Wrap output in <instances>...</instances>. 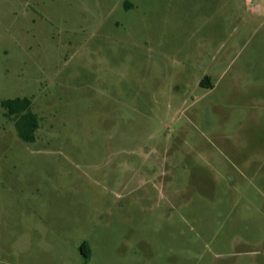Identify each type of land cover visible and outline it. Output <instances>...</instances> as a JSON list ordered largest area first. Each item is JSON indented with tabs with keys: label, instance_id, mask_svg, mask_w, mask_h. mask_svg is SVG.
I'll use <instances>...</instances> for the list:
<instances>
[{
	"label": "rangeland",
	"instance_id": "1",
	"mask_svg": "<svg viewBox=\"0 0 264 264\" xmlns=\"http://www.w3.org/2000/svg\"><path fill=\"white\" fill-rule=\"evenodd\" d=\"M251 1L0 0V264H264Z\"/></svg>",
	"mask_w": 264,
	"mask_h": 264
},
{
	"label": "trees",
	"instance_id": "2",
	"mask_svg": "<svg viewBox=\"0 0 264 264\" xmlns=\"http://www.w3.org/2000/svg\"><path fill=\"white\" fill-rule=\"evenodd\" d=\"M200 86L211 88L210 78L204 77L200 81ZM31 100L27 97H16L5 99L0 102L4 111V117L13 122V126L18 138L25 143H31L35 140V132L39 127V119L32 111ZM80 254L85 261H88L90 251L86 242L79 246Z\"/></svg>",
	"mask_w": 264,
	"mask_h": 264
},
{
	"label": "crops",
	"instance_id": "3",
	"mask_svg": "<svg viewBox=\"0 0 264 264\" xmlns=\"http://www.w3.org/2000/svg\"><path fill=\"white\" fill-rule=\"evenodd\" d=\"M260 1H262V6L264 7V0H260ZM251 0H245V5L246 6H251ZM259 3H257L254 7H251V8H249V11L252 13V14H255L256 12L255 11H258V13L260 12V7H262ZM203 78L204 77H209L207 74H206V71H203ZM200 85V84H199Z\"/></svg>",
	"mask_w": 264,
	"mask_h": 264
}]
</instances>
